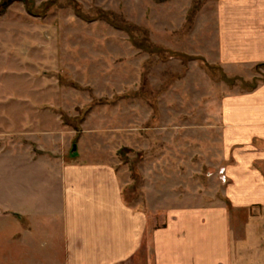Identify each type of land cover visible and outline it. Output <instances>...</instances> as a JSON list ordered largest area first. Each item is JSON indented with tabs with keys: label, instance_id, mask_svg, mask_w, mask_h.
<instances>
[{
	"label": "rangeland",
	"instance_id": "obj_1",
	"mask_svg": "<svg viewBox=\"0 0 264 264\" xmlns=\"http://www.w3.org/2000/svg\"><path fill=\"white\" fill-rule=\"evenodd\" d=\"M221 1L0 0V128L41 122L59 130V151L116 170L125 205L147 220L121 264H157L156 230L214 209L229 216L228 264H264V209L232 208L223 142L225 100L264 86V63L220 62ZM21 224L0 264L66 262L57 245L19 244Z\"/></svg>",
	"mask_w": 264,
	"mask_h": 264
},
{
	"label": "crops",
	"instance_id": "obj_2",
	"mask_svg": "<svg viewBox=\"0 0 264 264\" xmlns=\"http://www.w3.org/2000/svg\"><path fill=\"white\" fill-rule=\"evenodd\" d=\"M219 8L220 62L264 63V0H222ZM223 113L225 170L233 181L226 195L235 210L264 209V174L253 167L264 163V149L254 148L264 144V86L226 99ZM30 121L0 128V254L10 224L21 223L19 244L29 238L35 252L45 244L49 254H58L57 245L64 264H121L137 254L147 220L125 205L116 170L74 160L55 145L58 129ZM228 219L222 209L174 216L151 236L157 264H228Z\"/></svg>",
	"mask_w": 264,
	"mask_h": 264
},
{
	"label": "water",
	"instance_id": "obj_3",
	"mask_svg": "<svg viewBox=\"0 0 264 264\" xmlns=\"http://www.w3.org/2000/svg\"><path fill=\"white\" fill-rule=\"evenodd\" d=\"M76 150H77V146H74L73 151H71L73 155L76 154V152H77Z\"/></svg>",
	"mask_w": 264,
	"mask_h": 264
},
{
	"label": "trees",
	"instance_id": "obj_4",
	"mask_svg": "<svg viewBox=\"0 0 264 264\" xmlns=\"http://www.w3.org/2000/svg\"><path fill=\"white\" fill-rule=\"evenodd\" d=\"M262 67H264V64H261Z\"/></svg>",
	"mask_w": 264,
	"mask_h": 264
}]
</instances>
